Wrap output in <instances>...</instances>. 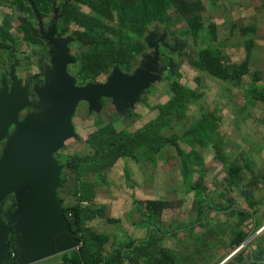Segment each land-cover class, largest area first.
<instances>
[{
    "label": "rangeland",
    "instance_id": "obj_1",
    "mask_svg": "<svg viewBox=\"0 0 264 264\" xmlns=\"http://www.w3.org/2000/svg\"><path fill=\"white\" fill-rule=\"evenodd\" d=\"M199 1L202 5L200 14L203 28L197 36L181 35V31L189 26L172 8L170 11L174 24L170 29L163 24L152 23L144 33L145 49L132 58L130 68L123 69L128 71L127 73H133L146 57L153 58L157 47L161 58L169 57L174 64L180 65L178 73L170 75V67L162 69L160 77L150 84L149 89L132 108L118 110L119 101L106 97L99 111L90 112L89 103L80 102L73 116V124L82 138H69L55 156L64 164L75 155L92 153L93 149L85 142V138L95 130V117L104 122L114 118L118 130L126 129L129 132H135L154 122L160 113L159 104H163L173 95L169 83L174 78L178 77L181 84L196 90L197 95L183 113L185 117L173 116L163 132L166 136H183L179 143L184 151L193 149L198 151L202 158V164L195 163L192 166L193 181L198 180L201 175L205 176L204 184L209 191H205L203 204L208 209L202 217L198 216L199 203L195 191H189L183 183L181 157L174 147L167 146L156 155L139 153V161L128 157L119 159L112 168L107 169L106 181L97 174L88 173L84 181L77 182L73 171L63 169L66 170L68 181L59 189V198L65 204L70 205L77 201L75 184H80V190H83L82 185L88 184L87 182L93 184L91 193H94L91 200L84 201L83 205H87L91 210H100L101 214L95 213L94 216L88 217L84 221V227L108 236L105 243L107 251H111L115 244L124 245L128 240H136L135 244L148 247L154 256H160L161 264H175L176 260L179 264H205L211 261L216 253L214 247L199 245L200 242H206L200 235L201 229L206 225L201 223L205 216L232 214L235 211L231 204L239 208H247L248 204H252L257 216L264 214V101L258 99L260 96L255 92V88L260 91L264 87V0ZM64 2L65 0H54L51 14L42 18L45 31L55 17V9L60 10ZM81 10L93 14L86 5H81ZM29 13V9L20 10L15 0H0V24L5 19L8 21L9 32L13 37L12 42H9L14 46V56L11 60L8 53L0 49V81L3 76L9 77L11 65L16 63L17 76L22 79L24 85L28 83L33 90L35 84L41 86L45 82V67L50 65V45L45 39L42 43H29L23 39L20 31L21 16L28 17ZM104 20L112 24L111 21ZM33 24L40 30L36 15ZM210 25L214 27V32L211 31ZM244 27L250 30L245 33ZM77 28V24L71 25V30ZM163 33L166 38L169 37L167 41L171 48L162 46L158 37L152 40L154 34L160 36ZM67 36L72 34L63 37ZM175 40L183 43L181 48L174 47ZM250 40L252 45L247 46ZM153 41L159 43V46L156 45L153 56H149L147 52L150 51L149 48H154ZM205 46L218 49L229 63L248 60L250 73L243 76L241 81H231L218 79L197 68L194 65L197 52ZM70 50L77 57L81 47L73 40ZM143 53L145 58L141 57ZM161 58L163 62L164 59ZM70 65L72 70L73 66ZM111 72L99 76L96 82H105ZM28 107L30 109L27 111H34L32 106ZM130 109L134 114L126 117ZM25 115L27 114L23 113V117ZM207 115L216 118L215 137L211 135L213 131L209 130L204 134L203 146L197 143L191 145V139L184 137L185 132ZM214 138L219 142L221 156L223 155L228 160V165L234 169L232 175L227 170L228 166L216 159ZM5 142L6 139L0 141V156ZM149 200H162L164 203V208L154 223L148 221L140 211V202ZM227 209L228 212L222 211ZM108 218L119 219L120 222L112 223ZM225 225L221 223L222 228ZM219 230L221 228L215 223L211 224L207 231ZM71 250L33 264L62 263L64 255ZM156 252L158 254H155Z\"/></svg>",
    "mask_w": 264,
    "mask_h": 264
},
{
    "label": "trees",
    "instance_id": "obj_2",
    "mask_svg": "<svg viewBox=\"0 0 264 264\" xmlns=\"http://www.w3.org/2000/svg\"><path fill=\"white\" fill-rule=\"evenodd\" d=\"M32 2L41 18H45L54 9V0H30V2L28 0H15L20 10L29 9L30 11L29 18L21 16L20 31L23 34V39L29 43H42L44 38L38 34L40 31L33 24V18L36 14ZM81 5L89 7L93 14L81 10ZM172 8L187 21L189 26L180 34L197 36L203 28V20L200 14L202 5L199 0H65L62 8L58 10L60 12L57 13V34L58 36L72 34L74 41L81 47V52L76 57L75 63L70 65L73 66V69L68 68L71 74L76 77L77 83L84 85L88 82H96L99 76L111 72L114 67H119L121 70L130 68L132 58L146 47L143 40L146 29L152 23L163 24L167 29H170L174 24V18L170 11ZM104 19L111 21L112 24H108ZM73 23L77 24L79 28L71 30ZM209 27L214 32V27L212 25ZM249 30L248 27L243 28L245 33ZM0 39V49L7 52L11 60L14 56V46L9 41L12 42L13 37L9 32V23L6 19L0 24ZM173 45L175 46L174 43ZM251 45L252 40L247 46ZM194 65L221 80L241 81L243 76L250 73L248 60L241 63H229L218 49L210 46L201 47L198 50ZM166 67H170L171 75L174 72L178 73L180 65L174 64L169 57L163 62L159 59V68L165 69ZM255 75L259 77L258 74ZM169 88L173 95L163 104H159L160 113L154 122L146 124L135 132H129L126 129L118 130L114 124V118L109 122H104L95 117V130L85 138V142L89 144L93 152L82 156L75 155L63 164V169L67 168L69 171H73L77 182L78 180L84 181V177H87L86 174L88 173L97 174L106 181L107 169L112 168L119 159L128 157L139 161V153L156 155L167 146L174 147L176 153L181 157L183 183L189 191H195L199 203L198 216L202 217L208 209L203 204L206 197L205 191H209L204 184L205 176L201 175L198 180L193 181L192 172L193 164H202V158L199 152L193 149L184 151L179 143L183 136L179 137L175 134L166 136L163 132L164 127L167 126L173 116L185 117L183 113L197 92L181 84L178 77L170 81ZM255 90L260 96L258 99L264 101V87L260 91L256 88ZM133 114V110L130 109L126 117H131ZM205 118L202 117L185 132L184 137L191 139V145L197 143L203 146L205 144L204 134L209 130L213 131L211 135L215 137L216 123L214 120L216 118L213 115H207ZM78 138H82L79 133ZM214 141L217 150L216 159L223 161L224 165L228 166V172L232 175L234 169L230 164L228 165V160L223 155L221 156L217 139L214 138ZM151 160L154 159L151 158ZM67 181L66 170H63L61 184L57 191L58 196L59 189ZM87 183L83 184L87 188L82 185L83 190H80V184L74 185L75 193L78 195L74 204L67 205L62 200L64 215L82 244L80 249H72L67 252L62 263L55 264H161L159 262L160 256H154L148 247L135 244L136 240H128L124 245L115 244L111 251H107L105 243L108 241V236L95 233L84 227V221L88 217L94 216L95 213L101 214L100 210H91L87 205H83L84 201L91 200L94 193H91L94 189L93 184ZM15 208V196L10 194L0 204V215L6 219L14 212ZM163 208L162 200L140 202L141 213L151 223H154ZM240 213L244 212L241 210ZM108 221L120 222L119 219L115 218H108ZM242 241L243 236L239 235L236 244L240 245ZM6 243L8 244L9 256L4 264H19L20 248L16 243V231L13 227L9 230Z\"/></svg>",
    "mask_w": 264,
    "mask_h": 264
},
{
    "label": "water",
    "instance_id": "obj_3",
    "mask_svg": "<svg viewBox=\"0 0 264 264\" xmlns=\"http://www.w3.org/2000/svg\"><path fill=\"white\" fill-rule=\"evenodd\" d=\"M32 6L40 35L50 45V65L45 67L44 84L33 86L36 94L33 99L29 98V84L24 85L16 74V63L9 73L11 84L6 76L1 79L0 141L6 142L0 156V204L14 194L16 208L6 219L0 215V264L9 256L6 241L11 227L16 231L20 248L19 264H33L80 249L82 242L65 217L63 202L57 194L63 164L55 154L69 138L78 137L73 116L80 102H88L90 112L99 111L101 100L106 97L119 101L118 110L132 108L142 91L162 72L156 47L153 58L146 57L131 74L114 67L105 82L77 84L68 69L76 61L69 47L74 37L56 36L58 8L45 31L41 16L33 3ZM28 106L34 111L20 118Z\"/></svg>",
    "mask_w": 264,
    "mask_h": 264
},
{
    "label": "crops",
    "instance_id": "obj_4",
    "mask_svg": "<svg viewBox=\"0 0 264 264\" xmlns=\"http://www.w3.org/2000/svg\"><path fill=\"white\" fill-rule=\"evenodd\" d=\"M248 205L247 208H239L231 204L234 213L215 214L203 218L201 223L206 225L201 229L200 235L206 242H200L199 245L216 249L214 258L205 264H264V214L257 216L255 207H252V204ZM241 210L244 213H240ZM215 223L221 230L207 231L211 224ZM221 223L226 225L222 228ZM205 228L207 230H204ZM239 235L243 236V241L237 245ZM241 245L243 246L239 248ZM175 264H179L177 260Z\"/></svg>",
    "mask_w": 264,
    "mask_h": 264
},
{
    "label": "flooded vegetation",
    "instance_id": "obj_5",
    "mask_svg": "<svg viewBox=\"0 0 264 264\" xmlns=\"http://www.w3.org/2000/svg\"><path fill=\"white\" fill-rule=\"evenodd\" d=\"M56 36L57 37H63V36H58V34L56 33ZM166 36V34H161L160 36H158V34L156 35V34H154L153 35V37H152V40L153 39H155V38H157L158 37V39L160 40V44L162 43V44H164L165 46H167L168 48H171V46H170V44L168 43V42H166L165 40H167V39H169V37H165ZM44 40V39H43ZM152 44L154 45V48L152 47V48H149V50L150 51H148L147 52V54H149V56H153V52H154V50H155V47H156V45L157 46H159V43L157 44L156 42H152ZM182 45H183V43H181V42H178L177 40H175V46L174 47H179V48H181L182 47ZM69 47H70V44H69ZM49 49V48H48ZM152 53V54H151ZM142 58H145V53H143V55L141 56ZM149 59H151L150 57H149ZM69 68V67H68ZM123 72H125V73H127L128 71H124V70H122ZM132 73V71L131 72H129V74H131ZM3 76V75H2ZM7 83L10 85L11 84V81H10V78L7 76ZM78 84V83H77ZM80 85V84H79ZM151 86V85H150ZM0 89H1V81H0ZM149 89V88H148ZM147 90H145V91H143L142 92V94H141V97L144 95V93L146 92ZM36 95H35V93L33 92V90H32V88H30L29 87V97H35ZM104 99L105 98H102V102L104 101ZM29 107H26L25 108V110L23 111V112H21V114H20V118H23V113H25V114H28V113H30L31 112V110H28L27 111V109H28ZM30 109V108H29ZM13 129H14V126H12L11 127V129H10V132H12L13 131Z\"/></svg>",
    "mask_w": 264,
    "mask_h": 264
},
{
    "label": "built area",
    "instance_id": "obj_6",
    "mask_svg": "<svg viewBox=\"0 0 264 264\" xmlns=\"http://www.w3.org/2000/svg\"><path fill=\"white\" fill-rule=\"evenodd\" d=\"M243 245H241L239 248H241ZM13 255H14V253H13Z\"/></svg>",
    "mask_w": 264,
    "mask_h": 264
}]
</instances>
